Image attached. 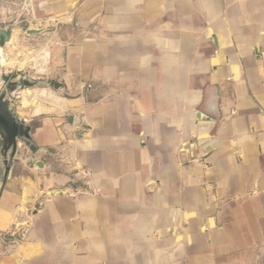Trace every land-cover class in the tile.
<instances>
[{
  "label": "crops",
  "instance_id": "1",
  "mask_svg": "<svg viewBox=\"0 0 264 264\" xmlns=\"http://www.w3.org/2000/svg\"><path fill=\"white\" fill-rule=\"evenodd\" d=\"M38 6L0 264H264V0Z\"/></svg>",
  "mask_w": 264,
  "mask_h": 264
},
{
  "label": "rangeland",
  "instance_id": "2",
  "mask_svg": "<svg viewBox=\"0 0 264 264\" xmlns=\"http://www.w3.org/2000/svg\"><path fill=\"white\" fill-rule=\"evenodd\" d=\"M41 12L38 0H0V29L8 25L17 27L11 44L4 48L9 59L0 53V93L4 88L3 82L5 84L12 79L25 77L47 83L45 66L36 65L45 63L44 60L48 55L45 51L47 48L45 42L42 39L39 40L43 38L42 34L46 33L45 28L38 27L43 24ZM27 29H43L44 31L38 35H27ZM25 89L31 88L21 90Z\"/></svg>",
  "mask_w": 264,
  "mask_h": 264
},
{
  "label": "water",
  "instance_id": "3",
  "mask_svg": "<svg viewBox=\"0 0 264 264\" xmlns=\"http://www.w3.org/2000/svg\"><path fill=\"white\" fill-rule=\"evenodd\" d=\"M17 29L14 25H8L0 29V53L9 59L4 48L11 44L14 32ZM43 29H27V35H38L43 33ZM4 88L0 93V163L2 166V178L0 181V190L4 188L13 160L17 153L18 140L30 141L31 128L25 118H17L15 108L20 99L22 88H33L38 86H49V83H43L28 78L12 79L3 82ZM52 88L56 91L62 89L59 82H54ZM200 118V115H197Z\"/></svg>",
  "mask_w": 264,
  "mask_h": 264
},
{
  "label": "built area",
  "instance_id": "4",
  "mask_svg": "<svg viewBox=\"0 0 264 264\" xmlns=\"http://www.w3.org/2000/svg\"><path fill=\"white\" fill-rule=\"evenodd\" d=\"M85 175L87 176V173H85ZM77 194L74 193V194H71L72 197H75Z\"/></svg>",
  "mask_w": 264,
  "mask_h": 264
}]
</instances>
